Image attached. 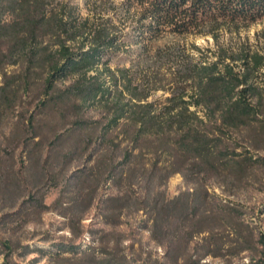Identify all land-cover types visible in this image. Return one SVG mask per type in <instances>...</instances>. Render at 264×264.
<instances>
[{
    "label": "rangeland",
    "instance_id": "374dc122",
    "mask_svg": "<svg viewBox=\"0 0 264 264\" xmlns=\"http://www.w3.org/2000/svg\"><path fill=\"white\" fill-rule=\"evenodd\" d=\"M46 2L54 11L67 2L89 27L107 26L121 34L124 45L111 54L110 66L130 68L137 76L147 64L169 74L180 52L200 54L193 43L202 51L216 47L211 34L167 32L145 52L133 31L137 8L127 10L128 0ZM4 18L13 15L6 13ZM263 28L264 18L247 26H226L218 33L224 44L246 40L255 47L263 42ZM169 46H176L174 57L163 63L153 57ZM11 58L0 44V86L6 85L0 88V264H264V245L259 241L264 234L263 162L249 166L241 177L216 174L187 181L175 173L165 182L157 175L150 182L137 176L130 184L123 174L116 180L109 169L113 163L120 172L126 166L122 162L127 142L118 130L99 138L106 121L101 106H81L75 97L62 101L58 94H44L40 71L30 73L27 86L16 76L25 65L22 60L12 64ZM79 120L86 123L80 126ZM244 133L243 142L254 156L264 157L263 125L254 123ZM198 183L208 189L209 202H226L229 207L221 211L214 206L205 221L210 229L192 240L183 237L168 255L167 246L152 237V213L138 209L140 201L154 202L160 191L173 197Z\"/></svg>",
    "mask_w": 264,
    "mask_h": 264
},
{
    "label": "trees",
    "instance_id": "16d2710c",
    "mask_svg": "<svg viewBox=\"0 0 264 264\" xmlns=\"http://www.w3.org/2000/svg\"><path fill=\"white\" fill-rule=\"evenodd\" d=\"M132 6L138 14L133 31L145 52L167 32L211 34L216 47L202 51L193 43L200 54L180 52L169 74L147 64L137 76L130 68L110 66L111 54L124 45L121 34L107 26L89 27L67 2L59 10H49L46 0H0V44L12 57L10 63L22 60L25 65L16 75L20 82L29 86L30 73L40 71L44 94H58L62 101L75 97L81 106H101L106 121L99 138L118 130L127 142L122 162L126 166L120 172L113 163L109 169L115 179L125 174L131 184L137 176L150 182L157 175L165 182L175 173L187 181L216 174L241 177L252 164L264 163V157H255L243 142L245 130L254 123L264 127V28L263 42L255 47L246 40L224 44L218 33L226 26L263 19L264 0H128L127 10ZM6 13L13 18L5 19ZM175 47L157 50L153 57L163 63L174 57ZM66 80L69 83L58 86ZM158 90L169 94L155 96ZM30 124L34 127V117ZM116 138L117 134L111 140ZM207 196L208 189L198 183L173 197L160 191L154 202L140 201L138 209L152 213V237L167 246L168 255L183 237L192 240L210 229L205 221L214 206L227 211L229 204L214 205ZM259 241L264 245V234Z\"/></svg>",
    "mask_w": 264,
    "mask_h": 264
}]
</instances>
